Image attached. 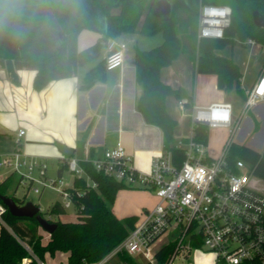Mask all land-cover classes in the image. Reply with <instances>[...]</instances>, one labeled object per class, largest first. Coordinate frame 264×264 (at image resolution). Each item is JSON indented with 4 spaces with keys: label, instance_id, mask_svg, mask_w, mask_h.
I'll return each instance as SVG.
<instances>
[{
    "label": "trees",
    "instance_id": "16d2710c",
    "mask_svg": "<svg viewBox=\"0 0 264 264\" xmlns=\"http://www.w3.org/2000/svg\"><path fill=\"white\" fill-rule=\"evenodd\" d=\"M170 2L171 16L161 18L152 11L147 12L151 0H0V66H5L7 59H13L18 69H36L34 87L40 91L51 81L75 73L81 53L77 45L78 35L85 27L101 30L99 18L107 23V28L102 30L103 41L121 38L128 33L151 35L162 31L164 39L159 45L151 49L136 48L134 64L136 79L142 86L137 109L147 123L162 129L163 143L168 147L173 144L179 126L177 118L169 112V97L182 100L188 108L193 106V98L187 91L164 82L161 77L163 68L172 64L180 54L189 52L196 72L217 74L220 89L231 91L236 88L243 93L241 70L232 58L219 54L217 49L235 42L244 43L248 38L264 46V27L257 26L253 19L254 11L264 15V0ZM201 3L232 7V22L222 38L198 37ZM59 27L63 30L62 40L58 42L59 46H52ZM185 40H189L190 50L186 49ZM98 44L93 47L95 51L92 49L93 57L102 47ZM104 77V71L95 68L85 77L84 86ZM208 137L209 126L198 124L195 138L207 142ZM239 158L251 165L255 174L264 180V149L259 151L234 142L229 160L234 162ZM81 164L98 186L89 187L85 178L75 176L74 186L67 190L77 214L86 217L87 222H63L60 216L67 209L62 201H56L47 216L40 211L49 221L58 224L48 239V245L42 243L41 227L35 216H15L3 203L9 176L0 183V204L7 208L2 215L3 221H0V264H22L25 258H28L26 264H39L37 258L45 261L47 254L55 255L57 250L68 252V264H89L108 255L134 229L138 216L120 219L113 210L118 192L133 187L96 170L90 160L81 161ZM67 166L68 158H65L58 168L60 176ZM13 198L20 205L26 203L25 199ZM175 245L173 241L163 246L157 253L158 261L165 262ZM121 258L131 260L126 254Z\"/></svg>",
    "mask_w": 264,
    "mask_h": 264
},
{
    "label": "built area",
    "instance_id": "2783aa9c",
    "mask_svg": "<svg viewBox=\"0 0 264 264\" xmlns=\"http://www.w3.org/2000/svg\"><path fill=\"white\" fill-rule=\"evenodd\" d=\"M232 12L229 5L201 3L198 37L222 38L231 25ZM246 43L254 45L255 41L248 38ZM126 48L127 43L123 39L109 38L106 44V70L124 65ZM246 94L244 114L264 100V72L254 88ZM178 104L184 111L185 103L179 100ZM189 109L188 135L175 136L173 144L168 147L163 143L152 159L150 170L136 166L122 141L106 149L100 157L68 158L69 169L75 172V176L85 178L89 187L96 188L98 184L90 178L81 161L90 160L96 170L132 187L154 190L157 196L155 205L144 209L142 218L138 216L129 235L104 258L89 264H172L176 257H184L193 244L199 242L215 253L219 263L264 264V194L259 187L261 178L245 160H229L242 120L233 119L230 102L214 103L208 107L192 106ZM198 124L229 130L230 138L219 154L213 152L208 142L195 138ZM24 134L25 130L18 132L16 147L0 156V166L20 173V183L35 193H41L47 186L58 183L65 199L62 204L66 209L75 210L63 179L47 178L48 162L20 150V138ZM6 209L5 205L0 204V221H3L2 215ZM170 230L175 231L174 234ZM169 233L176 236L173 240L176 242L175 249L165 262H159L156 246ZM50 236L49 233L48 239ZM124 254L131 260L122 259L121 255ZM37 260L39 264H48L39 258ZM27 262L28 258H25L22 264Z\"/></svg>",
    "mask_w": 264,
    "mask_h": 264
},
{
    "label": "crops",
    "instance_id": "0c3cea01",
    "mask_svg": "<svg viewBox=\"0 0 264 264\" xmlns=\"http://www.w3.org/2000/svg\"><path fill=\"white\" fill-rule=\"evenodd\" d=\"M99 24L101 30L85 27L78 35L77 45L81 53L75 73L51 81L43 90L39 91L34 87L36 69L16 68L18 77L15 78L8 73L6 65L0 66V156L14 150L18 132L25 130L20 138L19 148L31 157L61 163L67 158L57 146V143H62L73 149L74 157L83 159L93 154L91 158H96L122 141L136 166L142 170H150L154 155L163 145L164 136L162 129L147 123L137 109L142 86L136 79L134 57L136 48H153L150 47L151 40L143 38L147 34L141 32L123 35L121 39L127 43L124 65L111 71L104 70L108 40L103 41L101 37L107 23L105 19L99 18ZM55 37L56 35L53 40H62L60 36L57 39ZM163 39L164 37L161 40ZM161 40L156 42L162 43ZM238 43L228 44L217 49V52L232 58L238 65L242 72L243 93L236 88L231 91L220 89L217 74L196 72L191 56L186 53L180 54L172 64L163 68L161 77L172 87L181 88L192 95L193 106L208 107L214 103L230 102L233 119L242 120L236 135L244 138L243 130L248 129V133L252 130L255 135L251 140L253 145L249 146L261 147L257 150L262 151L264 100L249 110V116L243 112L247 91L254 88L264 72V46L257 42L254 45ZM95 44L102 45L97 50L99 54L101 51L106 52L99 59L92 60ZM56 45L58 43H52V46ZM95 68H101L105 77L98 78L90 86H84L85 77ZM176 102H179L176 97H169L168 109L179 123L176 136H186L189 129L186 134L179 133L185 115H178L180 109ZM207 142L213 150H220L219 145L211 143L209 137ZM8 176L0 174V183ZM73 186L74 179L68 187ZM124 189L118 192L115 202L121 195L126 198L125 204L113 207L120 219L131 215L139 216L143 209L153 207L157 201L154 190L140 187ZM42 230L41 228V232ZM170 242L173 240L163 241L162 238L157 244V253ZM177 258V264H226L217 262L215 253L207 250L201 242L194 243L189 253L184 257H176L174 261Z\"/></svg>",
    "mask_w": 264,
    "mask_h": 264
},
{
    "label": "rangeland",
    "instance_id": "374dc122",
    "mask_svg": "<svg viewBox=\"0 0 264 264\" xmlns=\"http://www.w3.org/2000/svg\"><path fill=\"white\" fill-rule=\"evenodd\" d=\"M198 17H199V14H198ZM162 37H163L162 31H158V32L151 34L149 36L146 35L143 38H147L148 40H151L150 43L152 45L150 44L151 45L150 47H154L155 45H158L160 43V41L159 42H156V41L161 40ZM235 43L239 44L238 42H235ZM185 45H186L187 50L191 49L190 44H189V40H185ZM105 52L101 51L100 54L99 53L94 54V57L92 60L99 59L100 56L103 55ZM186 54L188 55L189 52ZM176 106L179 107L178 102H176ZM179 111H180V113H179ZM179 111H178L179 116L182 114L185 115L184 119L182 118L183 123L180 125L179 133L180 134H186L188 132V129H189V125H188L189 114L188 113L190 112V109L185 107L184 111H182L181 109ZM245 115L246 116L250 115L249 110L245 113ZM262 129H264V128H262ZM247 130L245 128V130H243V132H242V133H244V138H239L237 135L235 136L234 141L236 144L247 145V146L252 144L251 140H252L253 136L255 135V133H253L252 130L250 131V133H248ZM260 130H261V128H260ZM209 138H210L211 143H215V144L219 145L218 148L220 150H213L212 149L213 147H210V145H209V147L213 150V152L219 154L218 152L222 151L224 144L230 138V133H229V130L225 129V128L209 127ZM254 148L260 149L261 147L258 148L256 146H254ZM61 164H62V162L59 163V161H57V160H55V161L48 160V170L46 172V175H47V178L49 180L59 176L58 168L61 166ZM0 174H2L3 176L9 175V179L7 180V184L5 185V188H4V192L6 195L12 196V197L16 196L17 198L25 199L26 202H33L34 204H36L40 207L41 211L44 214H46V216L48 215L47 214L48 210L56 201L65 200L64 196L61 194L62 188L59 187L58 183L54 184L52 186H47L41 193H35L32 189H29L27 185L20 183V175H21L20 173L12 172V171L4 168V167H0ZM61 176H59V177H61L63 179V181L65 182V185L69 186L73 183V179L75 177V172L71 171L69 169V167L67 166L64 169L63 174ZM87 182H90V179H87ZM259 187H260L261 192L264 194V180L261 179ZM130 190H132V189H130ZM120 194H122V193H120ZM125 201H126V198L119 195L118 201L114 203L113 207L121 205V204H125ZM128 205H131V203L128 202ZM149 208H151V207H149ZM142 211L139 213L141 218H142ZM60 217H61V220L63 219L64 221L71 223V224L77 223V222H87V220H86L87 218L81 217L79 214L76 213V211L74 209H67V212L62 214ZM171 232L174 234L175 231H171ZM41 233L43 235L42 243L44 245H48L49 244V241H48L49 235H47L48 232L42 230ZM173 234H171L170 236H168L166 234L164 237H162L163 241H166L167 239L168 240L169 239L174 240L176 238V236ZM178 259L179 258H177L173 264H177L179 262ZM45 262L48 264H68V252H65L62 250H57L55 255L47 254L45 256Z\"/></svg>",
    "mask_w": 264,
    "mask_h": 264
},
{
    "label": "water",
    "instance_id": "95a60500",
    "mask_svg": "<svg viewBox=\"0 0 264 264\" xmlns=\"http://www.w3.org/2000/svg\"><path fill=\"white\" fill-rule=\"evenodd\" d=\"M153 4V3H152ZM159 7L155 9L153 14L157 17H166L169 18L172 14V4L170 0H161V2H158ZM253 19L257 26L264 27V15H262L259 11L253 12ZM59 33L60 36H63V30L61 27H59ZM6 67L9 74H11L13 77L17 78L16 74V67L14 64L13 59H7L6 60ZM264 143V138L262 140V144ZM57 146L62 151V153L65 155V157L70 158L73 156V149L65 144L57 143ZM3 203L7 206L9 211L18 217H36L38 220L40 227L47 231L48 233L52 234L58 224L56 222L49 221L46 217H44L40 211V207L33 202H26L23 205H20L17 203V201L12 197L8 195L2 196Z\"/></svg>",
    "mask_w": 264,
    "mask_h": 264
},
{
    "label": "flooded vegetation",
    "instance_id": "af4514ba",
    "mask_svg": "<svg viewBox=\"0 0 264 264\" xmlns=\"http://www.w3.org/2000/svg\"><path fill=\"white\" fill-rule=\"evenodd\" d=\"M158 2H161V0H151V3H150V5H149V8H148V11L147 12H154L155 11V9L156 8H158L159 7V4H157ZM153 3V4H152ZM161 18H163V17H161ZM56 39L60 36V33H59V30H57V32H56ZM61 37V36H60ZM62 38V37H61ZM60 40H53V44H56V43H58Z\"/></svg>",
    "mask_w": 264,
    "mask_h": 264
},
{
    "label": "bare ground",
    "instance_id": "6f19581e",
    "mask_svg": "<svg viewBox=\"0 0 264 264\" xmlns=\"http://www.w3.org/2000/svg\"><path fill=\"white\" fill-rule=\"evenodd\" d=\"M238 132V131H237ZM47 232V231H46ZM48 235H49V233H48Z\"/></svg>",
    "mask_w": 264,
    "mask_h": 264
}]
</instances>
